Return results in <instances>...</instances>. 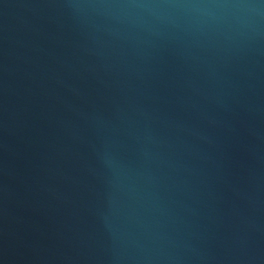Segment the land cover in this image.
Wrapping results in <instances>:
<instances>
[{
  "label": "water",
  "instance_id": "95a60500",
  "mask_svg": "<svg viewBox=\"0 0 264 264\" xmlns=\"http://www.w3.org/2000/svg\"><path fill=\"white\" fill-rule=\"evenodd\" d=\"M0 264H264V0H0Z\"/></svg>",
  "mask_w": 264,
  "mask_h": 264
}]
</instances>
